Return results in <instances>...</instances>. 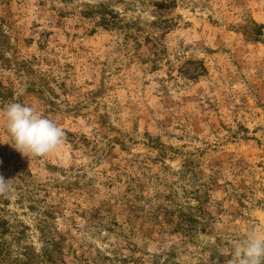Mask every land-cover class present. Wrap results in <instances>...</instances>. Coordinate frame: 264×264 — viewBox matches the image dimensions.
<instances>
[{
	"label": "rangeland",
	"instance_id": "obj_1",
	"mask_svg": "<svg viewBox=\"0 0 264 264\" xmlns=\"http://www.w3.org/2000/svg\"><path fill=\"white\" fill-rule=\"evenodd\" d=\"M0 83L66 134L26 157L0 115V264H230L264 228V0H0Z\"/></svg>",
	"mask_w": 264,
	"mask_h": 264
},
{
	"label": "clouds",
	"instance_id": "obj_2",
	"mask_svg": "<svg viewBox=\"0 0 264 264\" xmlns=\"http://www.w3.org/2000/svg\"><path fill=\"white\" fill-rule=\"evenodd\" d=\"M11 146L23 156L44 157L66 143V134L35 107L17 102L0 109ZM10 190L9 180L0 175V195ZM230 264H264V228L248 227L232 242Z\"/></svg>",
	"mask_w": 264,
	"mask_h": 264
},
{
	"label": "trees",
	"instance_id": "obj_3",
	"mask_svg": "<svg viewBox=\"0 0 264 264\" xmlns=\"http://www.w3.org/2000/svg\"><path fill=\"white\" fill-rule=\"evenodd\" d=\"M2 88L3 86L0 83V98L2 99L0 101V104H4L5 102ZM0 107L3 108L4 106H0ZM16 156H17L16 151L9 152L0 148V175H2L6 179L9 178L8 175L11 176L13 173H20L19 174V179H20L21 175L24 173L22 169L20 170V168L23 166L24 163L21 160H19ZM4 197L5 195L2 198Z\"/></svg>",
	"mask_w": 264,
	"mask_h": 264
}]
</instances>
